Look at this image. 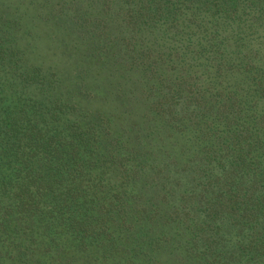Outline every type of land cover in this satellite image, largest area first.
<instances>
[{
    "label": "trees",
    "instance_id": "16d2710c",
    "mask_svg": "<svg viewBox=\"0 0 264 264\" xmlns=\"http://www.w3.org/2000/svg\"><path fill=\"white\" fill-rule=\"evenodd\" d=\"M0 264H264V0H0Z\"/></svg>",
    "mask_w": 264,
    "mask_h": 264
}]
</instances>
